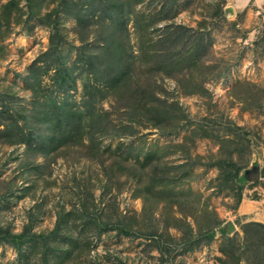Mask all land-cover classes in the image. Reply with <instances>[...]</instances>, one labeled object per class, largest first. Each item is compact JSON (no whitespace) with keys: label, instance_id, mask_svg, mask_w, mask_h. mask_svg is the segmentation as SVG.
Segmentation results:
<instances>
[{"label":"rangeland","instance_id":"obj_1","mask_svg":"<svg viewBox=\"0 0 264 264\" xmlns=\"http://www.w3.org/2000/svg\"><path fill=\"white\" fill-rule=\"evenodd\" d=\"M251 224L264 2L0 0V228L49 236L0 264H224Z\"/></svg>","mask_w":264,"mask_h":264},{"label":"trees","instance_id":"obj_2","mask_svg":"<svg viewBox=\"0 0 264 264\" xmlns=\"http://www.w3.org/2000/svg\"><path fill=\"white\" fill-rule=\"evenodd\" d=\"M65 3L66 2L63 1V4ZM115 7L122 8L121 6L119 7L113 4L111 9H114ZM116 22L125 23V20L121 18L116 20ZM22 141H24V139L18 140L16 142L22 143ZM251 226L264 228L262 225L251 224L247 226V229L248 227L250 228ZM31 230L32 229L29 226H27L21 233L16 234L12 232L10 229L4 230L0 228V243L9 244L15 249L20 250L25 244L30 243L35 238H41V237H44L46 239L49 238V236L45 237V235H38ZM204 236L205 235H201L200 237H204ZM207 236L209 237V239L212 238V234L210 233ZM229 243L232 248L224 250V253L228 255L227 256L228 260H225L224 264H231L230 261L233 264H240L242 258H245L247 264H264V252H262L261 250V247L264 248V236L259 235V237L256 240H251L247 232H245V238L243 239V242L239 244L236 242V240L229 239ZM228 250H231L229 251L230 253H228Z\"/></svg>","mask_w":264,"mask_h":264},{"label":"bare ground","instance_id":"obj_3","mask_svg":"<svg viewBox=\"0 0 264 264\" xmlns=\"http://www.w3.org/2000/svg\"><path fill=\"white\" fill-rule=\"evenodd\" d=\"M238 1V6H244V4L248 1V0H237ZM260 3L264 2V0H258Z\"/></svg>","mask_w":264,"mask_h":264},{"label":"crops","instance_id":"obj_4","mask_svg":"<svg viewBox=\"0 0 264 264\" xmlns=\"http://www.w3.org/2000/svg\"><path fill=\"white\" fill-rule=\"evenodd\" d=\"M236 2H237V4H238V1L237 0H235ZM249 2V0L244 4V6L247 4ZM243 7V6H242Z\"/></svg>","mask_w":264,"mask_h":264}]
</instances>
